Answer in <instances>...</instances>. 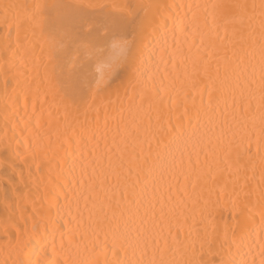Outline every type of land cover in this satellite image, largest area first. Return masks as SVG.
Returning a JSON list of instances; mask_svg holds the SVG:
<instances>
[{"label":"bare ground","instance_id":"1","mask_svg":"<svg viewBox=\"0 0 264 264\" xmlns=\"http://www.w3.org/2000/svg\"><path fill=\"white\" fill-rule=\"evenodd\" d=\"M38 2L106 7L88 9L78 40L69 43L62 36L80 10L51 9L41 34L24 19ZM215 2L0 0V264L86 261L92 253L75 247L85 242L103 249L101 264L147 262L154 253L182 264H218L222 258L260 264L261 14L250 7L260 0H225L249 6L236 9L228 25L214 19ZM112 4L134 8L137 23L159 26L138 36L135 60L116 46L122 13ZM193 13L201 24L177 33L179 45L189 56L212 53L207 71L196 74L190 62L176 70L169 65L165 83L183 89L179 101L173 90L164 94L159 111L141 105V92L152 83L160 86V49L172 51L174 21L188 23ZM42 39L51 45L43 52ZM72 61L83 68L76 84L68 78ZM153 73L156 79L149 81ZM242 99L251 101V112L241 111ZM197 146L204 149L199 157ZM82 165L88 175L81 174ZM90 178L99 193L89 201L91 219L81 197ZM116 232L123 233L127 253L114 241Z\"/></svg>","mask_w":264,"mask_h":264},{"label":"snow or ice","instance_id":"2","mask_svg":"<svg viewBox=\"0 0 264 264\" xmlns=\"http://www.w3.org/2000/svg\"><path fill=\"white\" fill-rule=\"evenodd\" d=\"M57 7H67V8H74L77 10H80L82 13L78 19H74L70 24H68L64 30L62 40H67L69 43L77 41L79 33L83 30V25L87 23L86 19V11L88 9H96V8H104L105 5L102 4H95V3H87V4H75V5H49L46 3H35L31 6L30 11H26L24 19L31 23L34 29H38L41 34L44 32L45 25L50 20V10L57 8ZM113 10L119 11L122 13L121 19L119 20V30L121 32V35L119 39L116 41V46L120 47L125 54L135 60L139 53V49L136 48V41L140 34L146 31L148 27H151L153 32L159 31V26H156L154 23H148L141 21L137 23L136 17L137 13L134 8H132L129 5H118V4H112L110 6ZM137 7H144L143 5H138ZM189 8H192L193 5H188ZM196 8H207L208 5H195ZM213 9L214 12V19H219L224 21L225 25H228L230 23L234 22L235 16H236V9L239 8H247L249 6L247 5H234L225 2V0H216L215 3L211 4L210 6ZM253 10H255L257 7L260 9L261 14V33H260V86H259V104L257 105V108L260 111V131H261V139H264V0H260L259 6L256 4H252L250 6ZM201 21L196 16L195 13H193V16L191 20L188 23H185L184 19H179L178 22L174 21L173 23V46L172 51L168 52V49L166 47H161L160 49V63L165 66V71L160 73V86L157 87L155 83H152L150 87L146 88V91H142L140 95L141 105H143L145 102L148 104L149 109H154L159 111L160 107L164 103V94L170 93L171 91H176L177 93V100L179 101L181 93L183 89H175L172 83H165V80H167L170 76V73L167 71L168 66L170 65L173 70H176L180 65H185L188 62L191 63L192 68L196 74H199L200 69L203 67L205 71H207L209 67V60L208 57L212 55V53H204L201 54L199 50H197V54L194 55H187L184 51V49L179 45V34H184L187 31L190 30V25H200ZM202 26L204 28H207V18L205 17ZM165 33L167 32V25H164ZM205 33H202V36ZM130 37V38H129ZM40 48L41 51H44L45 45L49 44V41L47 40H41L40 42ZM81 45L84 46V42L80 41ZM167 43L165 39V44ZM49 47L51 45L49 44ZM29 49H25L24 52L27 54ZM189 52H191V48H189ZM51 53L49 55V59H51ZM23 62V61H22ZM143 63V60H141ZM83 71L82 67H78L75 61H72L71 67L68 69V78L69 81L72 84L78 83L79 74ZM157 72H160L159 67H157ZM149 81H154L156 79V73H153L147 78ZM248 86L251 87L254 83V80H250L247 82ZM145 84L147 85V81H145ZM195 86V82H193ZM240 109L243 112H251L253 110V105L250 100H243L240 104ZM149 119L150 113H148ZM197 119H199V114H197ZM189 124L191 125V118L189 119ZM179 128H183V125L175 126ZM136 128L134 127L132 131L129 133V135H135ZM199 148V151L196 152L197 157H199L200 151H203L202 146H197ZM229 152H230V146H229ZM83 155V153H82ZM91 155V153H89ZM97 160L103 159V157H97ZM95 161H92L94 163ZM191 162V161H190ZM175 167V165H173ZM74 170V166L73 169ZM95 171V169H93ZM81 174L82 175H88L87 168L82 165L81 166ZM261 176L262 179H264V158H262V169H261ZM198 179H201L203 177V173H197ZM215 179V177H213ZM223 192V190H221ZM235 191V190H234ZM220 194L218 193V196ZM245 195H249L246 193ZM81 197L84 200V206L89 210V219L92 218L94 207H89V201L93 200V198H99V193L96 191V182L94 178H90L87 186L86 191L81 193ZM261 201H262V208H264V190L261 192ZM234 205L239 207L240 206V200H239V193H236V199L233 201ZM103 208L101 207L100 211H102ZM161 215H164L163 209L161 210ZM261 222L264 224V211H262L261 214ZM227 233L225 232V235ZM123 233L116 232L114 234V241L120 243V251H123L127 253V246H125V241L122 240ZM71 243V241H70ZM208 243L211 245V241H208ZM63 239L61 241V248H63ZM76 251L79 253L80 251L84 252H90L92 253L93 258L88 259L86 261H76V260H68L65 259L63 261V264H101V260L99 259V256L103 254V249H97L96 245L89 246L88 243H83V247L81 248L80 243L76 244ZM148 248V243L145 241L143 243V251L146 252ZM160 255L161 257L164 256L165 252L167 251V241H165V249H160ZM116 248H113V254L115 255ZM260 255L262 259L260 260V264H264V240L260 243ZM19 264H42L41 261L37 260L36 262L32 261H25L20 260ZM103 264H113V262H109L105 260ZM116 264H122V262H116ZM129 264H182L181 261L177 260H165L163 258L156 259L155 253L153 254V258L148 260L147 262H144L143 259L140 261L135 262H129ZM183 264H192L191 261H185ZM199 264H206L204 261H200ZM218 264H237V261L235 259L228 260V259H220L218 261ZM240 264H249L248 261L244 260L241 261ZM251 264H255V261L253 260Z\"/></svg>","mask_w":264,"mask_h":264}]
</instances>
